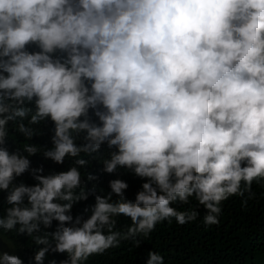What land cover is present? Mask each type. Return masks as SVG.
<instances>
[{
    "label": "clouds",
    "instance_id": "9594fccd",
    "mask_svg": "<svg viewBox=\"0 0 264 264\" xmlns=\"http://www.w3.org/2000/svg\"><path fill=\"white\" fill-rule=\"evenodd\" d=\"M49 123L51 146L34 143ZM15 134L23 147L10 150ZM37 154L71 163L45 175ZM89 158L139 178L134 199L121 178L104 195L88 189ZM25 173L33 184L17 183ZM261 181L264 0H0V240L31 238L34 264L139 247L157 224H189L201 208L216 225L224 201ZM120 217L130 223L118 228ZM15 248L0 249V264H24ZM145 264L165 257L150 250Z\"/></svg>",
    "mask_w": 264,
    "mask_h": 264
},
{
    "label": "trees",
    "instance_id": "16d2710c",
    "mask_svg": "<svg viewBox=\"0 0 264 264\" xmlns=\"http://www.w3.org/2000/svg\"><path fill=\"white\" fill-rule=\"evenodd\" d=\"M40 136L33 137V142L41 146H51V123L41 126ZM16 141V143H13ZM23 137L19 134L10 136L7 146L10 150L15 147H23ZM27 142V141H26ZM103 151V149H102ZM32 167L43 166L47 175L49 172L66 171L71 161L66 160L63 165H57L51 160L45 159L42 154L30 158ZM87 171L94 174L97 179L87 182L86 187L92 188L95 184L97 194L104 195L109 189V181L121 178L129 184L126 195L134 199L142 181L134 175L120 170L117 175L106 174L102 171V163L99 160L89 158ZM33 184L31 175L25 173L17 179V183ZM7 193L0 192V213L4 212ZM94 196L87 201L74 204L72 215H87L85 209H91L94 205ZM195 201L190 205H182L181 208L195 206ZM204 209H200V216L196 221L186 225H179L175 219L169 223L164 221L157 224L149 238L140 237L141 244L136 247L132 241L122 242L118 248H112L102 255L89 257L87 264H145L147 253L150 250H158L165 257V264H264V181L254 182L251 193L244 196H233L223 202L219 223L212 226L205 225L203 221ZM130 223V218H118V228H123ZM55 226V222H54ZM54 230V227L53 229ZM11 245L15 244V251L22 258L24 264H34V248L31 238L25 235L16 236L14 232L5 233ZM42 247V246H41ZM66 258V254L50 253L46 256L44 264H50Z\"/></svg>",
    "mask_w": 264,
    "mask_h": 264
},
{
    "label": "rangeland",
    "instance_id": "374dc122",
    "mask_svg": "<svg viewBox=\"0 0 264 264\" xmlns=\"http://www.w3.org/2000/svg\"><path fill=\"white\" fill-rule=\"evenodd\" d=\"M8 245H11L10 241L6 237L3 236L2 240H0V249L7 251L9 250ZM15 254H17L16 251H15Z\"/></svg>",
    "mask_w": 264,
    "mask_h": 264
}]
</instances>
